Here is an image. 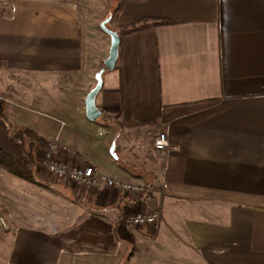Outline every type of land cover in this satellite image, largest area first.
<instances>
[{
    "label": "crops",
    "instance_id": "crops-1",
    "mask_svg": "<svg viewBox=\"0 0 264 264\" xmlns=\"http://www.w3.org/2000/svg\"><path fill=\"white\" fill-rule=\"evenodd\" d=\"M111 13L121 56L103 73L101 114L90 120L85 98L110 36L88 46L92 30L71 0H0V63L39 79L8 116L0 110V148L22 160L11 127L29 128L38 174L53 141L59 158L96 174L93 184L57 178L52 188L46 172L34 182L0 167L24 189L0 264H264V0H119ZM70 74L81 85L71 103ZM47 75L58 79L51 110ZM160 131L167 150L154 147ZM100 174L148 192L135 200ZM65 202L76 209L66 219ZM151 210L155 223L123 219Z\"/></svg>",
    "mask_w": 264,
    "mask_h": 264
},
{
    "label": "rangeland",
    "instance_id": "rangeland-1",
    "mask_svg": "<svg viewBox=\"0 0 264 264\" xmlns=\"http://www.w3.org/2000/svg\"><path fill=\"white\" fill-rule=\"evenodd\" d=\"M74 2L79 10V14L81 17V21L85 22V24L91 28L92 30V35L91 37H88V39L85 37V42L90 46L91 48L98 49V43L101 41V37H108L109 35L103 31L101 28V22L104 20H107L109 18V14L112 12L114 13L116 7H118V2L119 0H71ZM111 13V14H112ZM83 22V23H84ZM113 21H111L112 23ZM109 28L112 29V27L107 24ZM114 30V29H113ZM105 35V36H104ZM104 65V64H103ZM32 74L28 73H22V72H17L13 70L7 69L2 63H0V110L8 116L9 113V108L8 105L11 104L12 102H20L23 103L24 97H31L29 94L28 96H24L25 90L30 91V90H35L34 88L36 87V82L39 80L35 77H32ZM73 75H68L65 77L66 79V84L68 86V94H69V99L70 103L72 101V97L74 96L72 92H80L79 91V84H77L76 78L73 79ZM42 81V86L44 88L43 91L47 92L48 100L46 101V106L45 108L47 110H51L53 104V100L49 97L52 95L54 97L55 95V88L58 82V79H56L55 75H47L44 77ZM18 80V81H17ZM41 80V79H40ZM75 82V84H73ZM73 85L75 86V89L73 90ZM89 91V90H88ZM87 91V92H88ZM10 101V102H9ZM53 104V105H52ZM56 141H53L54 143ZM50 143V144H52ZM57 143V142H56ZM49 144V146H50ZM45 154V153H44ZM80 164H86V163H80ZM87 165V164H86ZM0 167H4L0 165ZM42 168V173L44 174L46 170H44V167L42 166V159H41V166ZM39 167V168H40ZM5 168V167H4ZM40 168V169H41ZM7 169V168H6ZM9 170V169H8ZM3 174L0 175V215L4 216L5 221L7 222L6 227H0V246L2 245V240L4 238H11L15 234V225L17 224L18 221V215L17 213H23L22 211L16 212L18 208L23 210V199L18 195L23 191L24 189L22 187H16L13 185V182L10 180L9 175L5 173L3 170L1 171ZM0 172V173H1ZM38 171L35 168V173H36V180H33L34 182H39L43 179H46L43 174H38ZM40 173V172H39ZM46 175H48V179L50 180L48 183H52L48 185L49 187H56L59 186L55 183H58L56 180L57 178L50 173L46 172ZM51 177V178H50ZM40 179V180H39ZM42 183V182H41ZM71 187H73L72 183H69ZM79 184H77L78 187ZM76 187V188H77ZM39 193L33 192V195L37 197ZM34 197V196H33ZM22 205V206H21ZM33 209H35V214H39L41 211L42 213L44 210L39 207L38 205H33ZM60 208H58V211H60ZM50 210V208H49ZM40 212V213H41ZM63 213L65 219L69 217L71 214L76 213V209L71 206V204H68V202H65L64 207H63ZM79 213V212H78ZM47 217H52L55 215L53 211H49L47 214ZM20 221V220H19ZM69 224V222H66L65 225ZM197 263V261L192 262V264Z\"/></svg>",
    "mask_w": 264,
    "mask_h": 264
},
{
    "label": "built area",
    "instance_id": "built-area-1",
    "mask_svg": "<svg viewBox=\"0 0 264 264\" xmlns=\"http://www.w3.org/2000/svg\"><path fill=\"white\" fill-rule=\"evenodd\" d=\"M154 147L158 150H167L171 147L166 132L160 131L154 139ZM58 145L56 142L50 144L42 158V166L46 172L64 181L74 184H93L96 181L95 168L86 164H70L66 159L56 155ZM100 178L107 186L122 189L132 195L133 199H143L149 187L144 183L125 181L116 177L100 174ZM160 218L159 210L136 212L129 216L128 221L134 225H147L155 223ZM4 216L0 215V227H6Z\"/></svg>",
    "mask_w": 264,
    "mask_h": 264
},
{
    "label": "trees",
    "instance_id": "trees-1",
    "mask_svg": "<svg viewBox=\"0 0 264 264\" xmlns=\"http://www.w3.org/2000/svg\"><path fill=\"white\" fill-rule=\"evenodd\" d=\"M169 21H156L155 24H163L168 23ZM133 26L131 31H135L138 27ZM119 28H124L123 26H119ZM122 38V36H120ZM121 56V51L119 49V57ZM31 138V144L28 151L23 149V139L24 137ZM11 139L13 141L19 142L22 150H23V159L19 160L15 158L11 153L5 151L4 149L0 148V165L4 166L5 168L9 169L13 173L28 179V180H36V173L35 168L39 162L36 156V150L38 148L39 138L37 134L29 128H17L14 131V127H11ZM129 216H125L123 219L124 221L128 222Z\"/></svg>",
    "mask_w": 264,
    "mask_h": 264
},
{
    "label": "water",
    "instance_id": "water-1",
    "mask_svg": "<svg viewBox=\"0 0 264 264\" xmlns=\"http://www.w3.org/2000/svg\"><path fill=\"white\" fill-rule=\"evenodd\" d=\"M107 23L108 19L102 21L101 28L110 36L111 39L109 55L104 60L103 67H101L95 75L96 84L90 89L85 98L86 115L90 120H96L101 114V110L96 105V96L103 85V73L107 69H114L119 59L121 37L116 30L109 28Z\"/></svg>",
    "mask_w": 264,
    "mask_h": 264
}]
</instances>
